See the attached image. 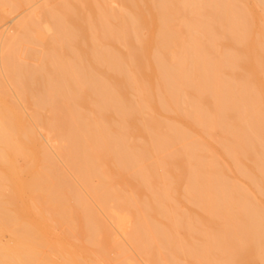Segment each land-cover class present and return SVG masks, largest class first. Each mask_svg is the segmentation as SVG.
<instances>
[{"label":"bare ground","instance_id":"1","mask_svg":"<svg viewBox=\"0 0 264 264\" xmlns=\"http://www.w3.org/2000/svg\"><path fill=\"white\" fill-rule=\"evenodd\" d=\"M26 10L0 41V264H264V0Z\"/></svg>","mask_w":264,"mask_h":264},{"label":"rangeland","instance_id":"2","mask_svg":"<svg viewBox=\"0 0 264 264\" xmlns=\"http://www.w3.org/2000/svg\"><path fill=\"white\" fill-rule=\"evenodd\" d=\"M35 1H38V0H33V2H30L27 5L22 4V6L19 7L15 11H12V8H11L9 3H0V41L2 40V38H1L2 37L1 35H3L2 33H5L4 31H6L7 33H10L12 31L17 19L20 18L22 15H25L28 12V10L25 11V9L27 7H29L31 4H33ZM6 35H8V34H6ZM24 45H26V43H24ZM32 61H34V60H32ZM36 61L37 60H35V62ZM18 165H19V170L23 172L27 169L28 162H27V160L22 159L18 162ZM101 211L103 212V210H101ZM104 215H105V213H104ZM106 218L108 220L111 219V218H108L107 216H106ZM111 223H112V220H111ZM6 239H8V236L0 235V241L1 242H5ZM131 251L137 260L142 261V258L137 254V252L132 247H131Z\"/></svg>","mask_w":264,"mask_h":264}]
</instances>
